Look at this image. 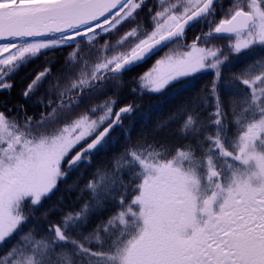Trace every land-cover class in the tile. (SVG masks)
Masks as SVG:
<instances>
[{
  "label": "snow or ice",
  "instance_id": "obj_1",
  "mask_svg": "<svg viewBox=\"0 0 264 264\" xmlns=\"http://www.w3.org/2000/svg\"><path fill=\"white\" fill-rule=\"evenodd\" d=\"M0 94V264H264V0H0Z\"/></svg>",
  "mask_w": 264,
  "mask_h": 264
},
{
  "label": "trees",
  "instance_id": "obj_2",
  "mask_svg": "<svg viewBox=\"0 0 264 264\" xmlns=\"http://www.w3.org/2000/svg\"><path fill=\"white\" fill-rule=\"evenodd\" d=\"M195 31H196V29H194L192 32H190L188 34L189 42H190L191 37ZM248 62H251V61L241 60L240 58H237L233 62V66H231V71L238 72L240 70V68H242L244 66V64L248 63ZM36 66L37 67L39 66V62H37ZM145 67H147V66H145ZM21 75L23 76L24 73H21ZM211 79H212V76L210 73H201L197 77H195L194 79H192L191 81L186 83L184 85V87L180 88L179 90H169L162 97H159L157 99L145 98L142 101L138 100L137 102L141 103L143 110L153 112L149 127L150 128L154 127L158 121L163 120L165 117H167L168 114L172 110H174V107L176 105H178V103L180 102V97L182 94H184L185 92H189L194 88L198 89L201 84H203V83H205ZM18 90H19V85L17 88V92H18ZM0 95H3V94H0ZM229 95H231V90H229V89H226L224 91V93L222 94V98L224 99L226 105L228 102ZM17 99H19V98H18L16 92H14L11 97H9V100L13 101V102ZM9 107H11V103L9 104ZM29 114H31V112ZM170 128L174 129L175 125L174 124L171 125ZM156 138H158V139L166 138L168 140L169 144H171V145H175V144L180 142L178 136L171 133L170 131L161 130L159 133L156 134ZM150 139H151V137H150ZM124 143H125L124 140L120 141V145H123ZM103 167H111V161H110L109 156H107V155L97 156L95 158L93 164L87 165L84 169H82V171L85 172V174L87 176H90L96 168H103ZM79 175H80L79 172L70 173L69 178L67 180V184L62 183L58 187V189L55 190L51 194L50 198L48 200H46L45 203L36 210V213H35L36 222L43 223V221L40 218L41 213L43 211H45L47 208H49L50 206L59 205L60 208H64L65 205H72L76 202V195H77L76 190L67 187V185L72 184L73 181L76 179V177ZM126 177H127V173H125V178ZM82 182L83 181H81V183ZM52 218L55 219V217H52Z\"/></svg>",
  "mask_w": 264,
  "mask_h": 264
}]
</instances>
